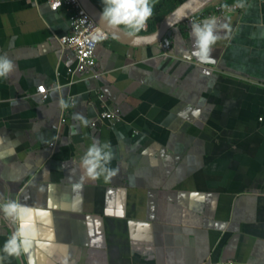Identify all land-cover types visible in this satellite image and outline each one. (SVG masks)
Masks as SVG:
<instances>
[{
    "label": "crops",
    "instance_id": "0c3cea01",
    "mask_svg": "<svg viewBox=\"0 0 264 264\" xmlns=\"http://www.w3.org/2000/svg\"><path fill=\"white\" fill-rule=\"evenodd\" d=\"M218 2L237 0L203 10ZM245 4L214 16L229 25L214 63L184 59L193 40L182 21L166 52L109 36L91 69L70 74L58 41L67 13L0 0V55L16 65L0 79V202L31 208L34 235L7 264H264V0ZM101 102L121 119L98 118ZM94 139L110 143L119 174L74 192ZM17 227L0 214V249Z\"/></svg>",
    "mask_w": 264,
    "mask_h": 264
},
{
    "label": "clouds",
    "instance_id": "9594fccd",
    "mask_svg": "<svg viewBox=\"0 0 264 264\" xmlns=\"http://www.w3.org/2000/svg\"><path fill=\"white\" fill-rule=\"evenodd\" d=\"M101 2L103 10L100 14V23L112 28L123 26L121 30L126 31L133 42H137L140 39L138 34L147 28V22L153 16L155 0H101ZM221 7L229 10L243 9L246 4L245 0H237L231 8L227 4H223ZM190 28L193 44L191 51L183 53L184 59L189 62L195 59L200 64L214 63L212 55L214 45L222 39L220 30L229 29V25L227 23L221 24L216 17H209L199 22H192ZM93 39L100 41L103 39V35L98 34ZM15 70V63L6 54L0 55V79H8ZM59 106L66 110L75 105L62 99ZM73 119L80 120L83 126H88L90 123L87 118L79 113H73ZM112 159L113 153L110 143L101 144L99 140L94 139L81 157V175L73 183V191L82 192L85 181L96 182L102 178L105 183H108L113 180L119 174V168L109 167ZM32 212L31 208L11 198L5 202H0V214L6 220L18 224L17 230L12 233L0 249V264H7L10 258L20 257L22 253L28 252L34 235L28 234L25 221Z\"/></svg>",
    "mask_w": 264,
    "mask_h": 264
},
{
    "label": "built area",
    "instance_id": "2783aa9c",
    "mask_svg": "<svg viewBox=\"0 0 264 264\" xmlns=\"http://www.w3.org/2000/svg\"><path fill=\"white\" fill-rule=\"evenodd\" d=\"M49 6L53 10L62 9L67 13L68 17V31L58 37L60 49L68 48L74 58L73 65L68 67V72L73 74L74 72H84L91 69L95 63V48L99 41L93 39L98 34L103 35L102 40L109 38L108 33L102 29L97 22L91 17V15L83 8L79 0H47ZM236 2L227 3H215L211 9L203 10L202 7L198 11L192 13L186 17L184 22H199L205 18L220 16L225 12L237 11L239 8L229 10L222 8L223 4L233 6ZM147 28L142 33H147ZM101 41V40H100ZM167 41V43H166ZM158 45L163 52H166L170 45V35L164 34L159 40ZM48 87L41 84L37 87V92L43 99L47 97ZM101 97V95H98ZM69 103L72 104V98H69ZM101 109L97 116L100 119L114 123L121 119L119 107L101 102ZM65 117H61V121H64ZM91 125H95V121L90 122ZM54 145V143H52ZM231 261L215 262L213 264H230Z\"/></svg>",
    "mask_w": 264,
    "mask_h": 264
},
{
    "label": "water",
    "instance_id": "95a60500",
    "mask_svg": "<svg viewBox=\"0 0 264 264\" xmlns=\"http://www.w3.org/2000/svg\"><path fill=\"white\" fill-rule=\"evenodd\" d=\"M212 0H181L171 10H169L157 27L147 33H139L140 39L133 42V39L127 35L123 28H112L100 23V14L102 10L92 0H79L83 8L91 15L97 24L104 29L108 35L122 43L129 45H151L157 42L164 34H166L173 26L182 22L186 17L198 11Z\"/></svg>",
    "mask_w": 264,
    "mask_h": 264
},
{
    "label": "trees",
    "instance_id": "16d2710c",
    "mask_svg": "<svg viewBox=\"0 0 264 264\" xmlns=\"http://www.w3.org/2000/svg\"><path fill=\"white\" fill-rule=\"evenodd\" d=\"M180 1L181 0H159L158 2H155L153 8V16L147 22V31H153L157 27L161 17L166 14L169 10H171ZM158 9H160L161 12L156 13V11L154 10ZM140 33H142V31Z\"/></svg>",
    "mask_w": 264,
    "mask_h": 264
},
{
    "label": "rangeland",
    "instance_id": "374dc122",
    "mask_svg": "<svg viewBox=\"0 0 264 264\" xmlns=\"http://www.w3.org/2000/svg\"><path fill=\"white\" fill-rule=\"evenodd\" d=\"M154 11H156V13H159V12H161V11H160V9H158V10H154Z\"/></svg>",
    "mask_w": 264,
    "mask_h": 264
}]
</instances>
